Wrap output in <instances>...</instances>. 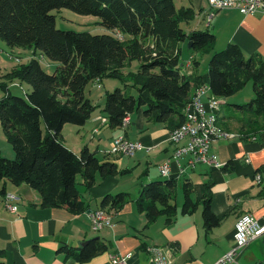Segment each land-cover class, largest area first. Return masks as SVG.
<instances>
[{"label":"trees","instance_id":"1","mask_svg":"<svg viewBox=\"0 0 264 264\" xmlns=\"http://www.w3.org/2000/svg\"><path fill=\"white\" fill-rule=\"evenodd\" d=\"M60 9L98 17L101 25L113 33L60 30L51 14ZM193 17L190 9L178 10L174 0H0V39L11 48L34 50V54L39 52L60 64L49 74L35 56L7 76L11 81L26 83L30 92L25 98L10 94L7 85L2 87L6 95L0 101V123L15 159L0 156V196H6L7 183L26 185L40 194L42 208L67 209L73 215L86 211L77 188L78 176L83 186L91 189L97 176H116L118 166L101 162L88 148L75 154L64 145L62 132L67 124L84 126L91 118L97 106L86 97L85 90L90 83L104 78L131 80V90L136 92L132 94L126 85L125 89L106 94L104 111L111 129L122 128L124 120L141 108L155 123L177 118L178 127L185 122L193 89L209 85L213 96L227 100L249 82L255 97L237 108L249 111L251 117L246 124H262L264 129L261 59L246 58L237 45L229 44L212 54L206 75L181 74L182 43L191 41L189 50L193 53L212 51L215 42L210 31L185 33L180 25ZM135 61L139 62V70L127 74V79L122 70ZM199 65L194 60V68ZM176 186L175 181H166L143 187L137 206L146 213L148 223L176 214ZM183 187L182 213L190 214L197 204L191 198V185L185 183ZM128 197L125 193L107 195L102 206L110 204L118 209ZM202 215L207 230L221 224L211 209L210 192L204 197ZM106 249L99 240H91L69 256L87 262Z\"/></svg>","mask_w":264,"mask_h":264},{"label":"crops","instance_id":"2","mask_svg":"<svg viewBox=\"0 0 264 264\" xmlns=\"http://www.w3.org/2000/svg\"><path fill=\"white\" fill-rule=\"evenodd\" d=\"M174 3L178 10L190 9L194 13L193 19L187 22L186 34L210 31L215 35L212 54L234 44L246 58L256 57L264 62V11L250 15L237 10L215 12L211 11L208 0H174ZM187 43L181 44V74L200 75L194 68L196 58ZM183 54L189 55L186 60ZM131 84L130 80L127 89L136 95ZM17 86L23 88L21 82L13 80L7 90L11 94ZM87 98L98 109L93 98ZM230 101L228 98L224 106ZM224 106L219 111V125L226 136L214 141L210 150L221 167L199 164L192 169L188 167L190 157L183 156L172 161L168 176L161 174L160 167L173 158L176 147L169 138L179 125L177 118L173 117L167 123H155L145 117V108H141L130 115V124L125 130L111 129L104 107V113H98L96 109L84 126L74 125L77 129H71L74 141L69 143L68 135H63V143L77 155L88 148L100 160L98 153H103L104 160L100 161L115 163L119 173L106 179L97 176L91 189L80 182L82 186L78 190L86 207L80 215L62 208H42L37 191L26 185L7 183L6 196H0V263L113 264V257L131 254L127 264H153L148 248L154 247L162 249L173 264H215L234 247L236 223L242 216L249 214L264 223V129L249 130L248 126L242 125L240 117L245 111L237 106L234 108L241 112L240 117L234 114L227 118L222 113ZM102 118L108 122L102 123ZM87 135L91 137L89 140ZM122 135L143 146L131 157L132 162L126 160L130 157L108 154L114 139ZM2 155L15 159L11 149H6V154ZM127 178L132 181L127 182ZM166 181L177 183V212L172 217L163 215L148 223L146 213L137 206V200L147 184ZM185 183L191 185V198L197 204L196 210L190 214L182 213ZM207 192L211 195L213 213L221 219V224L212 230L205 228L202 215ZM121 193L129 195L122 207L102 206L104 197ZM8 194L17 198L12 202L19 206L17 213L6 207L4 200L8 199ZM99 209L112 216V225L94 232L90 215ZM91 240H99L107 249L87 262L69 256L71 252L78 253L86 245L84 243ZM231 264H264V237L239 251L237 262Z\"/></svg>","mask_w":264,"mask_h":264},{"label":"built area","instance_id":"3","mask_svg":"<svg viewBox=\"0 0 264 264\" xmlns=\"http://www.w3.org/2000/svg\"><path fill=\"white\" fill-rule=\"evenodd\" d=\"M211 11L237 10L243 15L261 13L264 11V0H208ZM226 104V100L212 95L209 85L203 97L198 99L196 108L192 111L191 118L193 123V133L183 136L170 137L169 142L173 145L174 140H182V147L175 148L172 160L166 161L161 167L160 172L163 176H168L172 161H178L183 156H189L188 167L194 169L199 164H207L221 167L210 154L212 145L203 144V134L217 136V130L222 129L219 125V111ZM102 123H107V119H101ZM130 124H125L124 130ZM219 140V139H218ZM143 146L139 142L129 140L125 135L114 139L108 154L134 157L137 151ZM148 151L151 149L148 148ZM258 179H260L258 177ZM12 194H8V199L4 200L6 207L12 212L17 213L19 206L15 202ZM91 229L100 232L105 227L112 225V216L103 209H99L90 215ZM264 237V223H260L253 216L246 214V223L237 224L235 229V245L232 250L223 256L215 264H231L237 262L238 252L248 247L252 242ZM152 254L153 264H173L161 249V252H154V247L148 248ZM131 254L115 256L112 258L113 264H127Z\"/></svg>","mask_w":264,"mask_h":264},{"label":"rangeland","instance_id":"4","mask_svg":"<svg viewBox=\"0 0 264 264\" xmlns=\"http://www.w3.org/2000/svg\"><path fill=\"white\" fill-rule=\"evenodd\" d=\"M51 14L54 15L56 18L57 28L63 31L90 33L92 35H108L111 34L112 32L111 30L101 25L100 18L95 16L80 15L69 9L54 10L51 12ZM186 25L187 22H182L180 26L183 30H187ZM211 52L212 51L210 49L205 51L199 50L193 52V55L200 64L197 68L198 74L203 75L206 74V72L208 71L210 59L212 57ZM35 56L40 61V64L45 69V71L49 74H53L56 71L57 67L60 65L57 62H53L49 60L46 56H42L39 52L34 54V50L11 48L4 41L0 39V101L6 95V91L4 90V88L1 87V85L12 86L13 83V81L9 80V78L7 77L8 74L11 73L17 67L28 64L30 60ZM183 56L185 59L189 55L183 54ZM138 70H139V62L135 61L129 66H127L125 69H123L122 72L136 73ZM125 77L127 79H130L127 77V75H125ZM128 83H129L128 80L121 81L117 79L104 78L99 83L98 82L90 83L86 88V96L93 98L96 105L99 106L97 109L98 113H104L102 110L103 107L105 106V101H106L105 94H107V90H109V92H113L117 88L125 89ZM21 86L23 87L22 89L20 86L13 88L11 94L14 96H20L26 98V93L30 92V87L26 83H21ZM254 97H255V93L253 89V84L249 82L243 88V90L237 92L236 94H234L232 97L229 98V100L231 101L227 106H224V109L222 111L223 115L226 116L227 118H231L232 116H234V114H237L240 117L241 112H237V110L234 107L245 105L249 103ZM250 117L251 116L249 114V111L241 114L240 119H242L241 121L243 123L242 125L248 126L247 129L249 130H263L262 124H260V126L257 125L251 126L246 124L249 121ZM75 128L76 127L74 125L69 124L67 125L65 131L62 132V135H68L69 143L74 141V134L71 133V129H75ZM43 130L44 131L46 130L44 124H43ZM90 138H91L90 135H87V139L89 140ZM96 140L99 141V138H96ZM6 149L13 150L11 145L7 141V138L0 123V152H1L0 156L3 158H6L2 155V154H6ZM102 154L100 152L98 153V156L101 161L104 160ZM114 158L116 157H113L112 159ZM126 160L129 162L134 161L133 158H126ZM130 180L131 178H127L126 181L129 182ZM81 181L82 178L78 176L77 178L78 189L81 188L80 187ZM179 192L183 196L182 190H180Z\"/></svg>","mask_w":264,"mask_h":264},{"label":"bare ground","instance_id":"5","mask_svg":"<svg viewBox=\"0 0 264 264\" xmlns=\"http://www.w3.org/2000/svg\"><path fill=\"white\" fill-rule=\"evenodd\" d=\"M207 87H200L198 90L195 91V94L192 98L191 103L188 105V107L185 110V122L175 128V130L172 132L171 137L175 136H183L185 134H192L193 133V123L191 115L192 111L196 108L198 99L203 97V94L206 92ZM128 123V118H126L123 122L122 128L124 129L125 124ZM226 135L222 132V129L217 130V136H213L212 134H203V144L205 145H211L214 141L218 139L224 138ZM118 138H121L118 137ZM173 145H175L176 148H181L182 147V140H174ZM246 223V215L242 216L236 223V228L237 229V224H244ZM154 252H161V249H154Z\"/></svg>","mask_w":264,"mask_h":264},{"label":"water","instance_id":"6","mask_svg":"<svg viewBox=\"0 0 264 264\" xmlns=\"http://www.w3.org/2000/svg\"><path fill=\"white\" fill-rule=\"evenodd\" d=\"M192 47V42L191 41H189V43H188V48L190 49ZM85 244H87V243H84V245Z\"/></svg>","mask_w":264,"mask_h":264}]
</instances>
